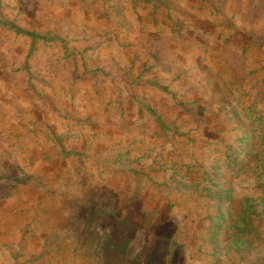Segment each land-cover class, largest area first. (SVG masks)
Here are the masks:
<instances>
[{
  "label": "rangeland",
  "instance_id": "374dc122",
  "mask_svg": "<svg viewBox=\"0 0 264 264\" xmlns=\"http://www.w3.org/2000/svg\"><path fill=\"white\" fill-rule=\"evenodd\" d=\"M220 245L264 264V0H0V264Z\"/></svg>",
  "mask_w": 264,
  "mask_h": 264
},
{
  "label": "crops",
  "instance_id": "0c3cea01",
  "mask_svg": "<svg viewBox=\"0 0 264 264\" xmlns=\"http://www.w3.org/2000/svg\"><path fill=\"white\" fill-rule=\"evenodd\" d=\"M224 245H220V247H215L211 249L210 257H209V264H232L233 261L236 262L235 255L225 254V251L222 250ZM239 262L235 264H241V257H237Z\"/></svg>",
  "mask_w": 264,
  "mask_h": 264
}]
</instances>
